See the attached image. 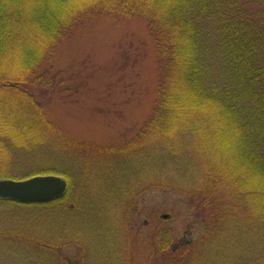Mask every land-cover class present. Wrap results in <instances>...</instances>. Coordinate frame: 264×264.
Instances as JSON below:
<instances>
[{
    "label": "trees",
    "instance_id": "1",
    "mask_svg": "<svg viewBox=\"0 0 264 264\" xmlns=\"http://www.w3.org/2000/svg\"><path fill=\"white\" fill-rule=\"evenodd\" d=\"M101 15L144 19L159 69L147 120L113 145L71 138L46 106L86 88L55 59L74 29ZM39 175L63 177L66 192L44 203L0 198L52 211V233L0 225L30 263L130 264L128 223L108 226L103 201L83 192L106 179L120 215L151 191L186 198L193 231L161 230V263L264 264V0H0V180ZM81 216L105 242L84 241ZM114 232L124 241L116 248ZM73 244L84 259L66 253Z\"/></svg>",
    "mask_w": 264,
    "mask_h": 264
},
{
    "label": "rangeland",
    "instance_id": "2",
    "mask_svg": "<svg viewBox=\"0 0 264 264\" xmlns=\"http://www.w3.org/2000/svg\"><path fill=\"white\" fill-rule=\"evenodd\" d=\"M55 65L69 74L72 83L79 79L86 82L83 92L68 98V102L56 96L49 97L46 103L49 118L71 138L99 145L120 144L134 136L150 115L157 96L159 69L155 44L144 19L94 17L61 42ZM108 185L106 179L93 180L84 184L83 192L103 201L102 220L108 226L119 230L128 223L130 264H163L157 260L156 249L161 230H172L178 239L190 238L192 217L184 196L151 191L139 198L134 213L129 214L126 205L120 215L117 203L106 202ZM43 212L6 203L0 205V225L17 231L27 228L32 233H52V211ZM165 214L168 217H163ZM86 220L81 216L75 222L84 241L91 248L100 240L105 242L106 237L100 232L95 235L96 230ZM113 234L116 248L124 241L120 232ZM66 253L74 261L85 256V250L76 244ZM27 254L24 243L0 237V264H33L26 260Z\"/></svg>",
    "mask_w": 264,
    "mask_h": 264
},
{
    "label": "water",
    "instance_id": "3",
    "mask_svg": "<svg viewBox=\"0 0 264 264\" xmlns=\"http://www.w3.org/2000/svg\"><path fill=\"white\" fill-rule=\"evenodd\" d=\"M67 181L57 175H39L26 180H0V198L23 203H44L63 195ZM168 217V214L163 215Z\"/></svg>",
    "mask_w": 264,
    "mask_h": 264
}]
</instances>
